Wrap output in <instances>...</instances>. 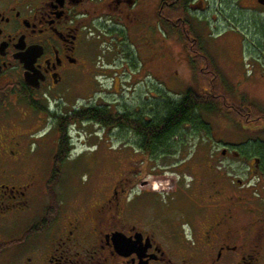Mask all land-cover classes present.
<instances>
[{"label":"flooded vegetation","instance_id":"1","mask_svg":"<svg viewBox=\"0 0 264 264\" xmlns=\"http://www.w3.org/2000/svg\"><path fill=\"white\" fill-rule=\"evenodd\" d=\"M201 24L221 27L234 51L253 64L233 75L219 72ZM166 36L186 53L189 64L177 67L194 72L185 92L200 86L207 100H221L224 126L252 142L221 137L217 146L190 144L209 130L207 110H197L154 143L148 123L161 121L185 94L166 102L157 91L141 106L112 109L126 122L107 129L128 131L131 145L160 157L178 177L154 192L121 176L102 197L69 200L58 173L69 157L59 159L65 141L74 144L67 115L104 105L62 104L85 76L99 81L105 64H126L135 75L133 40L141 42L139 53L152 51L158 71L151 75L162 81ZM262 130L264 0H0V264H264Z\"/></svg>","mask_w":264,"mask_h":264},{"label":"rangeland","instance_id":"2","mask_svg":"<svg viewBox=\"0 0 264 264\" xmlns=\"http://www.w3.org/2000/svg\"><path fill=\"white\" fill-rule=\"evenodd\" d=\"M216 7L218 4L214 3V11ZM220 18L224 20L222 16ZM218 22L220 21L218 20ZM220 28L214 24L206 26L201 24V35L211 58V64L218 66L219 72L229 71L228 73L231 75L241 69V64H253L245 55L242 57L234 51L233 43H230L227 37L221 33ZM248 38L251 39V36ZM165 39L169 44L164 49L163 61L159 62V64H164L163 70L159 68V75L165 72L162 78L163 82L160 81L161 76L151 75V72L158 71L156 62L152 61V51L144 49L143 53H139L141 42L136 43L133 40L129 44L132 58V65L129 68L135 75L128 74L125 70L126 64H105L103 70L107 72L98 76L99 81L91 84L85 76L84 86L78 90L74 89L75 91L68 94L69 98L62 104L63 108L66 107L69 110L72 105L81 106L85 103L106 104L111 106V109L131 104L134 108L141 106L146 97L151 100L152 94L155 95L157 91L164 92L166 102L179 100L185 90L192 85L191 78H193L194 72L187 70L186 65L177 67L178 64H189L186 53L181 52V49L179 51L177 46H174L173 37L166 36ZM100 51L103 53L102 48ZM174 66L178 68V76L174 74ZM157 83L159 87L156 86ZM214 83L216 84L214 90L220 91V82L215 80ZM195 88H198V91L201 90L200 86ZM219 104L220 109L202 112V117L208 122L209 130L207 133L201 130L200 134L196 133L193 139L191 136L190 144L201 143L205 140L217 146L221 137L224 140L243 139L246 143L252 142L243 133H239L233 128L227 129L224 126L221 118L222 112L227 107L223 102ZM51 105H53L51 106L53 110L54 104ZM50 121L49 119L46 122L47 126L51 124ZM73 126L75 127L73 128ZM70 129L74 141L72 150L68 159L59 167L60 169L57 168L64 184L63 194L69 200L78 197H102L105 193H109L114 181L121 176L124 179L126 177L129 180H134L135 189H149L154 192L162 190V182L165 184V182L178 177L179 172L174 167L164 166L165 164L159 161L160 157L147 155L131 145L133 137L128 131L109 130L95 121H85L79 129L77 125L71 123ZM262 131L264 132V130ZM247 134L251 136V133ZM202 135H204L203 139ZM260 136L264 138V133ZM191 148L189 147V149ZM50 168L51 166L46 165L42 167V170L47 174ZM144 179L148 184H142L146 182ZM151 211L152 209L148 207V214Z\"/></svg>","mask_w":264,"mask_h":264},{"label":"trees","instance_id":"3","mask_svg":"<svg viewBox=\"0 0 264 264\" xmlns=\"http://www.w3.org/2000/svg\"><path fill=\"white\" fill-rule=\"evenodd\" d=\"M218 99L210 98L206 99L199 91L195 88L188 89L185 92L184 97L177 103L172 104L160 121L158 119L150 121L147 125V134L149 139H154L156 143L159 138L164 135L168 136V133L182 125L185 121L190 120L192 116L194 117V112L197 110H214L219 108L221 101ZM68 125L71 126V123L82 124L85 121H95L106 128H110L115 123H125V116L120 114H114L112 109L108 105L97 106L94 104L88 105L83 109L75 110L70 112L68 115ZM61 119H59L60 121ZM62 122V124H61ZM66 122L61 120L59 122V131L66 130ZM75 124V125H76ZM72 143L69 140L65 141L63 145L60 160L65 159L66 156H69L72 150Z\"/></svg>","mask_w":264,"mask_h":264},{"label":"water","instance_id":"4","mask_svg":"<svg viewBox=\"0 0 264 264\" xmlns=\"http://www.w3.org/2000/svg\"><path fill=\"white\" fill-rule=\"evenodd\" d=\"M114 237H115V235H114ZM121 250V249H120ZM122 252V251H121ZM123 253V252H122Z\"/></svg>","mask_w":264,"mask_h":264}]
</instances>
